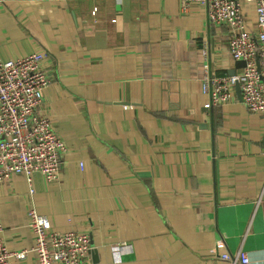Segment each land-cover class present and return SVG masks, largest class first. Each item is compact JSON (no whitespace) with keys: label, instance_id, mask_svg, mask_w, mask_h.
Segmentation results:
<instances>
[{"label":"crops","instance_id":"0c3cea01","mask_svg":"<svg viewBox=\"0 0 264 264\" xmlns=\"http://www.w3.org/2000/svg\"><path fill=\"white\" fill-rule=\"evenodd\" d=\"M37 50L50 77L37 113L67 150L58 181L0 184L9 250L34 245L35 207L89 233L95 264H230L219 255L240 248L264 264V114L236 86L223 104L201 86L244 67L225 24L181 0H0V58Z\"/></svg>","mask_w":264,"mask_h":264},{"label":"built area","instance_id":"2783aa9c","mask_svg":"<svg viewBox=\"0 0 264 264\" xmlns=\"http://www.w3.org/2000/svg\"><path fill=\"white\" fill-rule=\"evenodd\" d=\"M181 3L184 9L197 4L206 10L211 23L225 24L230 53L246 62L236 74H206L202 90L210 94L213 104H223L233 100L234 87L239 83L242 102L248 110L264 114V0H181ZM249 13L256 16L257 33L247 28ZM45 58L46 53L39 50L22 58H0V184L8 182L14 174H25L31 192L35 172L43 173L48 183L59 180L61 154L67 150L52 120L37 113L50 83L43 68ZM28 216L35 243L22 251L7 248L0 221V264H10L12 257L25 258L29 252L34 253L38 264H95L89 233L55 229L48 216L35 207L30 208ZM221 243L219 240L212 250L217 255ZM219 256L230 264H251L250 255L241 248Z\"/></svg>","mask_w":264,"mask_h":264},{"label":"water","instance_id":"95a60500","mask_svg":"<svg viewBox=\"0 0 264 264\" xmlns=\"http://www.w3.org/2000/svg\"><path fill=\"white\" fill-rule=\"evenodd\" d=\"M241 64H242L243 66H245V64H246L245 60L241 59ZM236 87L238 88V90H240V85H239V83L236 84ZM240 94H241V91H240ZM92 245L94 246V243H93V242H92ZM92 255H93V259H94V261H95L96 259H98V258H97V251L95 250V248H93V250H92Z\"/></svg>","mask_w":264,"mask_h":264}]
</instances>
